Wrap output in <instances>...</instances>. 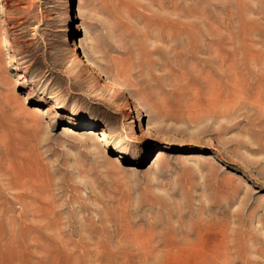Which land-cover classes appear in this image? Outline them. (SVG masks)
Wrapping results in <instances>:
<instances>
[{
  "label": "rangeland",
  "instance_id": "374dc122",
  "mask_svg": "<svg viewBox=\"0 0 264 264\" xmlns=\"http://www.w3.org/2000/svg\"><path fill=\"white\" fill-rule=\"evenodd\" d=\"M0 264H264V0H0Z\"/></svg>",
  "mask_w": 264,
  "mask_h": 264
},
{
  "label": "bare ground",
  "instance_id": "6f19581e",
  "mask_svg": "<svg viewBox=\"0 0 264 264\" xmlns=\"http://www.w3.org/2000/svg\"><path fill=\"white\" fill-rule=\"evenodd\" d=\"M104 85H105V84H104ZM102 88H103V87H102ZM105 88H106V87H105ZM111 89H112V88H111ZM111 89H110V90H111ZM115 89H116V88H115ZM117 90H118V89H117ZM112 91L114 92L113 89H112ZM121 91H122V90H121ZM110 93L112 94V92H110ZM104 94H105V93H104ZM107 95H108V94H107ZM116 95H118V94H115L114 97H115ZM110 97H112V95H111ZM108 99H109V98H108Z\"/></svg>",
  "mask_w": 264,
  "mask_h": 264
}]
</instances>
